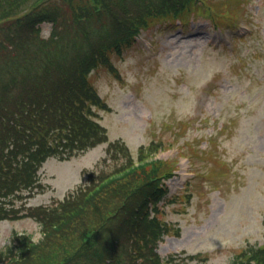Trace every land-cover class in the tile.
I'll use <instances>...</instances> for the list:
<instances>
[{
    "label": "rangeland",
    "instance_id": "rangeland-1",
    "mask_svg": "<svg viewBox=\"0 0 264 264\" xmlns=\"http://www.w3.org/2000/svg\"><path fill=\"white\" fill-rule=\"evenodd\" d=\"M210 1L219 3L217 10L201 0V11L181 24L154 21L122 55H112L116 71L101 65L91 72V82L110 106L98 111L109 140L44 163L40 185L26 197L38 216L0 221V251L25 235L41 239L42 209L51 211L80 187L146 152L148 146H139L155 140H176L171 152L181 144L192 156L193 164L178 157L177 173L192 165L197 170L175 200L170 194L187 176L170 181L159 214L170 230L155 250L164 264H230L244 248L264 243V0ZM129 7L134 10L132 3ZM242 9L251 25L230 28L241 22ZM210 13L221 28L213 26ZM50 30L45 24L44 34ZM104 223L99 238L105 242ZM75 252L71 248L65 256ZM79 252L75 263L94 255L92 247Z\"/></svg>",
    "mask_w": 264,
    "mask_h": 264
},
{
    "label": "trees",
    "instance_id": "trees-1",
    "mask_svg": "<svg viewBox=\"0 0 264 264\" xmlns=\"http://www.w3.org/2000/svg\"><path fill=\"white\" fill-rule=\"evenodd\" d=\"M46 1L0 0V219L38 216L23 199L40 185L47 158L69 159L108 140L97 112L108 106L91 72L101 65L114 70L110 57L148 24L183 22L201 11V0ZM217 4L203 2L215 10ZM45 21L52 24L48 38L39 27ZM146 153L142 149L140 157ZM132 163L130 157L51 211L42 209L43 239L19 238L0 251V264H164L155 250L170 226L159 217L165 190L158 177L170 171L162 162ZM114 172L123 175L108 180ZM90 247L92 259L75 263ZM71 248L75 254L65 256ZM234 264H264V245L249 246Z\"/></svg>",
    "mask_w": 264,
    "mask_h": 264
}]
</instances>
